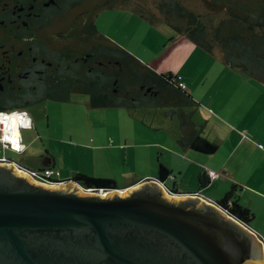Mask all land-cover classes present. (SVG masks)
I'll return each instance as SVG.
<instances>
[{"label": "water", "instance_id": "1", "mask_svg": "<svg viewBox=\"0 0 264 264\" xmlns=\"http://www.w3.org/2000/svg\"><path fill=\"white\" fill-rule=\"evenodd\" d=\"M87 191L0 163V264H264L251 224L167 179Z\"/></svg>", "mask_w": 264, "mask_h": 264}, {"label": "trees", "instance_id": "2", "mask_svg": "<svg viewBox=\"0 0 264 264\" xmlns=\"http://www.w3.org/2000/svg\"><path fill=\"white\" fill-rule=\"evenodd\" d=\"M205 1L214 16L206 17L191 10L181 0H157L156 11L143 8L133 0H87V6L65 14L72 18L70 22L73 23L71 50L73 53H89V70L82 72L80 68H72L66 74V68H61L49 80L47 87L33 93L36 95L33 101L13 103L0 112L18 111L16 108L23 110L26 106L51 99L64 103L70 101L73 94L79 93L87 94L94 108H169L165 114L176 116L179 121L182 132L179 141L206 155L215 154L219 144L204 136L195 123L194 111L190 109L197 105V101L186 90L183 76L154 70L133 52L102 33L95 21L100 11L104 14L118 7L131 10L151 25L167 24L197 47L213 55L220 54L229 67L264 84V0ZM97 59L104 65L101 72ZM8 152L14 151L4 150L0 141V157H8ZM210 172L200 175V187L208 186L223 174L214 171L218 176L213 178ZM171 175L172 171L160 163L159 178L167 179ZM69 179L78 180L85 188H119L114 179L81 172ZM236 188L237 185L233 184L219 202L232 214L250 223L254 214L240 202Z\"/></svg>", "mask_w": 264, "mask_h": 264}, {"label": "crops", "instance_id": "3", "mask_svg": "<svg viewBox=\"0 0 264 264\" xmlns=\"http://www.w3.org/2000/svg\"><path fill=\"white\" fill-rule=\"evenodd\" d=\"M105 34L109 35L108 32H105ZM109 36L112 37L111 35ZM171 38H173L172 47L161 54L158 53L157 49H154L149 54L146 49H142L141 45L135 48L134 42L129 44L117 37L115 40L145 63L149 64L154 70L160 73L172 72L183 76L186 90L197 101V105L190 109L194 111V121L204 136L219 144L218 153L206 155L183 145L179 141L182 132L180 128L178 130L179 121L176 116L167 117L168 121L164 125L158 128L154 127L155 121L153 118L155 115H161L163 119L166 117L164 110H155L154 108V110L152 108L136 110L140 113V116L136 118L142 121L146 120L148 126L138 127V124H136L138 122L133 121L135 125L133 126V128L135 127L134 137L148 136V132L152 131L151 128H154V131H164V129L168 128L170 133H165L168 143H152L142 140L130 143L127 139L125 143L133 149L143 146H157L160 150L167 152L169 155L168 164L163 163L172 171V175L167 178V184L169 181L171 184L169 187L174 188L176 192L181 194L200 192L208 200L219 201L231 190L233 184L237 185L236 193L240 202L249 207L254 214L250 224L257 234L264 239V161L252 164L250 158L252 149L249 145L256 146V144L249 142L247 138H241L234 129L229 128L228 124H226V116L231 118L244 117L245 108L248 104H251V91L257 90L259 95H264V84L253 80L239 70L229 67L223 62L220 54H210L197 47L182 35L177 34ZM143 52L147 54L146 57L143 55ZM211 64H214L215 68ZM197 92H201L202 95H199ZM89 103L87 111L94 108L90 101ZM88 114L87 116L90 117ZM259 118L264 120V108L261 110ZM170 120L175 121V129L173 131L167 125ZM34 128L37 130L36 125H34ZM93 137L96 138L94 135ZM24 142L26 143L25 137ZM26 145L28 146L27 143ZM100 145L99 143L92 147H85L87 150L93 152L107 149ZM256 147L260 149L257 151L263 150L259 145ZM28 150L29 148L27 147L21 154L27 161V163L23 162L24 165L34 169L45 166H54L56 168L58 160L56 159V155L51 151L38 152L34 150L31 152V155H27ZM170 150H178L181 153V158L176 156V153H172L178 159L175 160L171 156ZM209 171H220L223 175L218 179L212 180L208 186L200 187V175L203 173L207 174ZM78 172L102 177L96 175L95 171L90 169H79V171H76L71 167H66V170L64 169L61 172V176L62 178L69 179L73 178ZM176 172H179V174ZM69 174H72V176ZM151 176L158 178L159 170L158 173L157 171L156 173L150 172L135 181L128 179V182L123 184H120L115 177L111 179H114L119 188L124 190L148 180ZM106 178H110V176Z\"/></svg>", "mask_w": 264, "mask_h": 264}, {"label": "rangeland", "instance_id": "4", "mask_svg": "<svg viewBox=\"0 0 264 264\" xmlns=\"http://www.w3.org/2000/svg\"><path fill=\"white\" fill-rule=\"evenodd\" d=\"M155 1L157 0H133L143 8L156 11L158 5ZM181 1L187 8L204 14L206 17L214 16V14L211 15L205 0ZM120 8L105 12L102 15L101 22H99L100 26H98L102 33L108 32L113 38L105 35L114 41L117 37L129 44L134 42L135 48L141 45L142 49H146L149 54L154 49H157L158 53L161 54L172 47L173 38L171 37L177 34L167 24L151 25L133 11ZM163 43L165 44L163 45ZM143 55L146 57L147 54L143 52ZM211 65L215 68L214 64ZM197 93L202 95L201 92ZM251 96V104L245 108L244 117L231 118L226 116V124L229 128L234 129L241 138H247L249 142L256 144V146L259 145L263 149L257 151L260 150L258 147L249 145L252 149L250 152L251 163L254 164L258 161H264V120L259 118V114L264 108V95H259L257 90H254L251 91ZM89 101L91 99L87 94L79 93L73 94L70 101L64 103L51 99L24 107L23 110L29 113L37 126V130L34 128V131L24 135L29 148L27 155H31L34 150L38 152H48L49 150L56 155L58 160L56 169L61 172L66 170V167H71L76 171L90 169L102 177H115L120 184L127 183L128 179L135 181L150 172L156 173L157 171L158 173L160 162L168 164V153L160 150L157 146H143L133 149L125 143L126 139L130 143L141 140L152 143H168L165 136V133H170L168 128L164 131H154V128L150 127L152 131L148 132V136L142 135L135 138L133 121L138 122L136 123L138 127L148 126L146 120L142 121L136 118L140 116L139 112L127 108H91L87 111ZM16 109L20 110L21 108ZM154 109L166 111L169 108ZM154 109L152 108V110ZM165 116L163 119L161 115H155L153 118L154 127L158 128L164 125L168 121L167 117H172L166 114ZM167 125L171 131L175 129V121L170 120ZM179 128L178 125V130ZM170 138L172 139V137ZM99 143L100 146L107 149L93 152L85 147H92ZM176 144L179 145L178 142ZM170 151L171 156L174 157L172 153H176V156L181 158V153L178 150ZM21 154L8 152L7 156L20 164L27 163ZM174 158L178 160L176 157ZM171 159L174 161L173 158ZM176 173L179 174V172ZM69 175L72 176V174ZM152 178L156 177L151 176L148 179ZM79 184L85 188L80 182ZM170 185L168 181L167 186ZM250 228L254 230L252 226Z\"/></svg>", "mask_w": 264, "mask_h": 264}, {"label": "flooded vegetation", "instance_id": "5", "mask_svg": "<svg viewBox=\"0 0 264 264\" xmlns=\"http://www.w3.org/2000/svg\"><path fill=\"white\" fill-rule=\"evenodd\" d=\"M86 1L0 0V110L33 101V93L47 87L61 68L66 74L72 68L89 70V53L71 50L73 23L65 14ZM103 12L95 16L97 26ZM97 64L101 72L102 61Z\"/></svg>", "mask_w": 264, "mask_h": 264}, {"label": "built area", "instance_id": "6", "mask_svg": "<svg viewBox=\"0 0 264 264\" xmlns=\"http://www.w3.org/2000/svg\"><path fill=\"white\" fill-rule=\"evenodd\" d=\"M2 113H18V114H24L26 113V116L19 115L17 117V123L15 126H13L10 129H6V125L4 123H0V137L5 135V131L7 130V134L9 135V141H1V145L4 148V150H11L16 153H23L27 149V145L24 142V135L26 133H29L33 131L34 129V123L32 117L29 115V113L26 110H18V111H1ZM28 117H30V122ZM30 123V126H29ZM18 129V132H17ZM14 143L19 145V147H14ZM13 162L17 169L20 172H23L27 175H29L33 180L41 183H46L50 185H58L64 182H67L71 179H65L62 178L61 172L57 170L56 168L52 166H47L43 168H30L23 164H20L12 159H9L6 156L0 157V163H10ZM210 175L213 178H216L218 175L214 171L210 172ZM87 191H97L96 188H84Z\"/></svg>", "mask_w": 264, "mask_h": 264}, {"label": "clouds", "instance_id": "7", "mask_svg": "<svg viewBox=\"0 0 264 264\" xmlns=\"http://www.w3.org/2000/svg\"><path fill=\"white\" fill-rule=\"evenodd\" d=\"M19 115H23V116H26V113L24 114H18V113H2L0 112V123H4L6 125V129H10L12 128L13 126L16 125L17 123V117ZM29 119V122H30V117H28ZM29 126H30V123H29ZM17 132H18V129H17ZM9 135L7 134V130L5 131V135L0 137V141H9ZM14 147H19V145L15 144L14 143Z\"/></svg>", "mask_w": 264, "mask_h": 264}]
</instances>
